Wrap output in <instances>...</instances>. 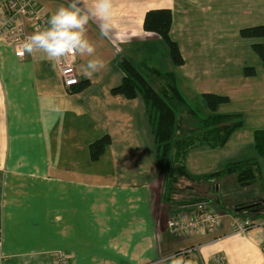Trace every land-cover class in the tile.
Here are the masks:
<instances>
[{"label": "crops", "instance_id": "1", "mask_svg": "<svg viewBox=\"0 0 264 264\" xmlns=\"http://www.w3.org/2000/svg\"><path fill=\"white\" fill-rule=\"evenodd\" d=\"M37 1L49 17L69 3ZM91 5L81 0L85 10ZM163 8L172 11L170 35L183 65L172 61L160 36L144 28L147 12ZM101 24L94 17L87 25L96 51L94 57L76 56L80 82L89 85L75 94L64 86L57 62L42 51L20 59L0 41V264H56L60 251L69 264H167L180 255L205 264L218 254L227 264H264V227L232 232L240 201H264V157L255 147L256 131L264 130V62L254 48L264 46V37L242 35L264 26V0H113L106 34ZM122 57L174 73L189 106L202 103L205 117L212 114L205 94L229 98L218 114L242 115L243 126L224 146L187 152L191 175L203 178L228 164L257 160L260 179L249 187H240L236 175L213 183L184 179L169 195L144 100L112 93L123 82ZM91 58L103 66L88 76L84 68ZM247 68L255 74L247 75ZM181 121L187 130L197 122L187 113ZM105 135L112 143L94 161L90 145ZM205 200L217 204L222 228L194 238L175 236L169 219ZM261 205L248 210L264 224ZM193 248L192 255L184 254Z\"/></svg>", "mask_w": 264, "mask_h": 264}, {"label": "trees", "instance_id": "2", "mask_svg": "<svg viewBox=\"0 0 264 264\" xmlns=\"http://www.w3.org/2000/svg\"><path fill=\"white\" fill-rule=\"evenodd\" d=\"M172 23L173 14L169 8L150 10L145 16L144 28L147 32L157 34L168 44L172 61L179 66L184 64V58L177 42L171 38ZM242 35L264 37V26L244 29ZM254 48L264 62V46L256 44ZM119 66L124 74L123 82L114 88L112 93L129 100L138 97L144 100L155 136L156 153L162 172L167 179L166 190L169 195L177 192L178 185L184 179L193 182L208 180L213 183L212 180L218 176L236 175V181L240 187L252 186L260 179L261 170L257 160L231 163L220 172L203 178L194 177L185 166V156L190 149L198 145H208L212 148L222 147L229 141L232 134L243 126L244 119L241 114L222 115L217 113L220 105L229 102L228 97L205 94L204 98L212 114L207 118H201L185 100L174 73H163L149 61L136 65L126 57L120 58ZM246 74L254 75V68H247ZM88 85L89 81L80 82L78 86L68 90V93L81 92ZM183 113H187L197 120L193 128L183 129L181 121ZM111 143L112 138L109 135L93 142L90 145L92 160H99ZM255 147L258 154L264 157V130L256 131ZM186 188L193 189L191 186H186ZM193 200L198 201L199 199ZM205 201L213 202L212 200ZM260 202H241L234 209L236 215L251 216L252 210L240 211L239 209Z\"/></svg>", "mask_w": 264, "mask_h": 264}, {"label": "built area", "instance_id": "3", "mask_svg": "<svg viewBox=\"0 0 264 264\" xmlns=\"http://www.w3.org/2000/svg\"><path fill=\"white\" fill-rule=\"evenodd\" d=\"M48 13L37 0H0V41L9 45L15 56L20 59L27 58L28 53L23 51L26 38L47 26ZM34 50L31 54H38ZM75 57H65L57 62L64 86L67 90L80 84ZM223 226V215L212 202H200L192 211L180 212L168 221L170 231L181 238H194L206 234H214ZM256 227L249 216L235 215L232 223V232L246 234ZM2 244L0 238V246ZM197 251L201 247L196 248ZM194 248L184 252L192 255ZM3 255L0 251V262ZM56 264H69L65 252L56 253ZM205 264H227L226 257L218 254Z\"/></svg>", "mask_w": 264, "mask_h": 264}, {"label": "clouds", "instance_id": "4", "mask_svg": "<svg viewBox=\"0 0 264 264\" xmlns=\"http://www.w3.org/2000/svg\"><path fill=\"white\" fill-rule=\"evenodd\" d=\"M113 0H92L87 10L81 0H69L67 6L61 5L48 19L47 26L26 38L23 51L31 54L42 51L49 61L58 62L65 57H94L95 47L87 38V25L94 17L102 21L101 33L106 34L111 21ZM102 62L91 58L84 68L85 75L91 76ZM167 264H192L183 255L173 256Z\"/></svg>", "mask_w": 264, "mask_h": 264}, {"label": "rangeland", "instance_id": "5", "mask_svg": "<svg viewBox=\"0 0 264 264\" xmlns=\"http://www.w3.org/2000/svg\"><path fill=\"white\" fill-rule=\"evenodd\" d=\"M194 110H196L197 111V114L201 117V118H207V117H205V115H206V112H205V109H204V105H202V103H199V104H194ZM213 203V202H212ZM230 203H232L233 204V202H230ZM241 203V201L239 202V204ZM234 204H238V201H236V203H234ZM230 207H233V206H230ZM219 210V209H218ZM252 217V216H251ZM260 218L261 217H258V216H254V221H255V224H256V226H261V227H264V224H262V222L263 221H261V222H259L260 221ZM252 219H253V217H252Z\"/></svg>", "mask_w": 264, "mask_h": 264}, {"label": "water", "instance_id": "6", "mask_svg": "<svg viewBox=\"0 0 264 264\" xmlns=\"http://www.w3.org/2000/svg\"><path fill=\"white\" fill-rule=\"evenodd\" d=\"M262 203L264 204V201H263V202H260V203H257V204H254V205L244 206V207L240 208L239 210H240V211H245V210L251 209L252 207H258V206L261 205Z\"/></svg>", "mask_w": 264, "mask_h": 264}]
</instances>
